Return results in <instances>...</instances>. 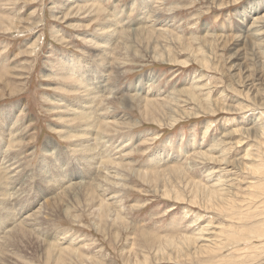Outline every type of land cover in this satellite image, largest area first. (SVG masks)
Returning <instances> with one entry per match:
<instances>
[{
	"label": "rangeland",
	"instance_id": "rangeland-1",
	"mask_svg": "<svg viewBox=\"0 0 264 264\" xmlns=\"http://www.w3.org/2000/svg\"><path fill=\"white\" fill-rule=\"evenodd\" d=\"M0 18V244L26 214L45 232L0 248V264H54L48 240L84 255L68 252L66 264H264V169L245 164L247 149L264 150L251 129L264 127V0H0ZM149 98L162 109L147 114ZM82 110L95 119L86 130L94 151L121 157L123 185L110 195L123 223L92 214L87 193L100 191L87 184L114 164L103 171L101 159L92 173L82 161L71 133L85 130ZM181 164V175L170 172ZM43 165L50 183L70 187L50 195ZM227 197L235 202L225 206ZM198 234L184 249L158 244ZM208 236L224 248L196 256Z\"/></svg>",
	"mask_w": 264,
	"mask_h": 264
},
{
	"label": "bare ground",
	"instance_id": "bare-ground-1",
	"mask_svg": "<svg viewBox=\"0 0 264 264\" xmlns=\"http://www.w3.org/2000/svg\"><path fill=\"white\" fill-rule=\"evenodd\" d=\"M96 5V7H94V5H92V4H88L87 5V8L88 9H91L90 10V12H92V11H95V10H100L102 7L100 6V5H98V4H95ZM84 8H86L85 6H83ZM84 8H81V9H83L84 10ZM77 9V8H76ZM79 9V8H78ZM80 12H81V10H80ZM72 13V12H71ZM78 13V12H77ZM82 13H83V11H82ZM108 18V17H107ZM5 20V19H4ZM4 20H3V18H0V25H1V23H3L4 22ZM143 25V24H142ZM144 28V27H143ZM142 30V31H144V32H141L142 34H144L147 30H143L142 28H135V30L134 31H139V30ZM127 31V30H126ZM245 31H248V30H245ZM114 32V31H113ZM140 32V31H139ZM150 32V31H149ZM136 33V32H135ZM134 32H133V34H135ZM262 33V32H261ZM137 34V33H136ZM148 34V33H147ZM253 34V33H252ZM108 35H110V34H108ZM107 35V36H108ZM152 35V34H151ZM149 36H150V34H149ZM163 36H164V34H163ZM172 36V35H171ZM250 36H252V35H247V36H245V37H250ZM110 39V38H109ZM108 40V39H107ZM149 45V44H148ZM75 58H77V57H75ZM106 88V87H105ZM88 90V89H87ZM108 90V89H107ZM114 90V89H113ZM186 91V90H185ZM253 92V91H252ZM189 93H191V94H193V97H194V94L195 93H197V92H195V90H194V93H193V91H189ZM97 94V93H96ZM95 95V94H94ZM102 97V96H101ZM152 97V96H151ZM60 100V99H59ZM159 100V99H158ZM157 99L155 100V99H152V98H149L148 100H146V102H145V109H147V114H150L151 112H155V111H157L158 109L160 110V109H162V107H161V105L159 104V101H158ZM96 101V100H95ZM126 101V100H125ZM128 102V101H127ZM131 102V101H130ZM160 102H162V101H160ZM90 107V106H89ZM88 108V107H87ZM6 110V109H5ZM90 111L89 112H91V109H89ZM95 110V109H94ZM69 111V110H68ZM70 111H74L73 109L72 110H70ZM96 111V110H95ZM80 115V117L82 118V119H86V121H87V123H86V125L88 126H86V125H84L85 127L83 128V129H85V130H79L78 132H71V133H76V135L78 136V140H80L81 142H82V144H80L81 146H78L79 147V149L80 150H82L83 152H87V153H85L84 155H83V157H82V161L84 160L85 161V164L88 166V169H91V172L93 173H95L96 172V168H97V166H98V164H100V162L102 163L103 161H100L101 159H103V160H106L105 159V157L103 156V155H101V154H99V153H96L94 150H95V144L94 143H92V141H91V136H87L86 134L87 133H90L89 131H87V133H86V130L87 129H90V127H91V124H90V122L89 121H91L92 123H93V121L92 120H95V119H91V120H89L88 119V115H89V113H87V112H85V111H83L82 110V112H80L79 113ZM92 114V113H91ZM14 115V114H13ZM93 115V114H92ZM105 115V114H104ZM156 115V114H155ZM2 116H4L3 118H5V116H6V113L3 111V110H1L0 109V117H2ZM78 116V117H79ZM157 116V115H156ZM91 117V116H90ZM89 117V118H90ZM74 118V117H73ZM156 120H157V118H156ZM158 121V120H157ZM106 124H108L109 125V123H107V122H104V125H102V129L104 128V131L105 130H107L108 129V125H106ZM261 124V123H260ZM260 124H256L253 128L251 127V129L253 130L252 132H254V133H256V132H261L262 133V136H264V127H262L261 129H260ZM264 124V123H263ZM110 127H113L111 124L109 125ZM87 127V128H86ZM99 127H100V125H99ZM19 129H20V127H18ZM17 128V129H18ZM96 128V127H95ZM98 128V127H97ZM114 128H116V127H114ZM100 129H101V127H100ZM99 129V130H100ZM72 130H74V129H72ZM249 130V129H248ZM12 131V130H11ZM10 131V132H11ZM16 131H19V130H16ZM71 131V130H70ZM95 131V130H94ZM103 131V130H102ZM104 131H103V133H104ZM108 131V130H107ZM116 131V130H115ZM249 131H251V130H249ZM9 132V133H10ZM21 132V131H20ZM106 132V131H105ZM108 133V132H107ZM109 134V133H108ZM13 135V134H12ZM14 135H15V133H14ZM68 135H69V133H68ZM110 135V134H109ZM73 135H69V137H72ZM113 136V135H112ZM68 137V136H67ZM20 138H21V136H20ZM93 138H94V136H93ZM109 139H111V136H110V138ZM129 139V138H128ZM95 140H96V138H95ZM107 140V139H106ZM114 140V139H113ZM113 140H109L108 142L110 143V142H113L114 144H115V142L113 141ZM104 141V140H103ZM104 142H106V141H104ZM103 142V143H104ZM116 142H117V140H116ZM101 143V142H100ZM102 143V144H103ZM113 143H112V145H113ZM263 143V142H262ZM98 144V141H97V143H96V145ZM108 144V143H107ZM111 145V146H112ZM116 145V144H115ZM51 146V147H50ZM83 146V147H82ZM118 146V145H117ZM76 147V146H75ZM53 148V145H50L49 144V142L47 141V143L45 144V148H44V153H49V152H51V149ZM106 148V147H105ZM114 148V147H113ZM112 148V149H113ZM115 148H116V146H115ZM122 148H124V147H122ZM256 148H258V146L256 147ZM261 148V147H260ZM110 149V148H109ZM125 149V148H124ZM97 150V149H96ZM104 150V149H103ZM15 151V150H14ZM81 151V152H82ZM259 152L258 153H256V155L254 156V154L251 152V151H249L248 149H247V153H246V155L247 156H250V158H251V160H249V161H247L245 164H246V166H248L249 168H250V170L252 171V174H253V169H255V168H258L259 170L261 169V168H263L264 169V150H262L261 151V149L260 150H258ZM122 152V151H121ZM101 153V152H100ZM106 154L108 155L107 157H108V160H106V161H104L105 163V165H106V163H108L105 167L104 166H102V170L103 171H106V169L110 166V165H112V164H114V165H112V166H110V168L108 169L109 171L108 172H106V173H104L102 176H100V175H98V177H96L94 180H96L95 181V183L93 182V183H91V184H87V185H89V187H87V188H91V186L92 185H95V186H97L98 187V189H99V194H97V195H95V194H92V196H91V194H89V193H87V195H90V198H91V201H92V203H93V205H94V209H93V212H92V214L94 215V216H96L98 219H101V220H104V219H107L108 220V218H112V221H114V223H116V222H121V223H123V221H124V218H123V215H122V210H121V207H119V208H113V206H115L114 204H116L117 203V195H116V193H114V195H110V192H113V189L112 188H121L122 187V185H123V183H120L119 181H120V179H121V177L119 176V164H117L118 163V161H117V158H119L120 157V155H119V157H118V155L116 156L115 154V152H112V151H110L109 153H107L106 152ZM9 156V155H8ZM252 156H254V157H252ZM49 157H50V155H49ZM116 158V159H115ZM121 158V157H120ZM13 160V159H12ZM121 160V159H120ZM112 162V164H110ZM8 165V164H7ZM17 165H19V164H17ZM162 167V166H161ZM7 168H9V167H7ZM12 168V167H11ZM13 168H14V166H13ZM45 165H43V166H41V170H42V175H45L46 174V176H44V180L45 181H47L48 183H49V185H51L48 189H49V194L50 195H52V194H54V193H56V192H58V190H61V188L62 187H64V185L67 183V182H64V181H62V180H60V179H57L58 177H56L54 180H53V183H50V181H49V179H48V177H47V172H46V170H45ZM174 168V169H173ZM173 168H170L169 170H170V172H172L173 174H182V172H185L184 171V168H182V164L180 165V166H176V167H173ZM54 169H57L56 167H54ZM58 170V169H57ZM262 170V169H261ZM260 170V171H261ZM18 171V170H17ZM102 171V172H103ZM19 172V171H18ZM1 173V172H0ZM7 173H9V172H7ZM92 173L90 174H88L89 175V180H91V178H92ZM140 175L144 178V179H146V180H150V179H152V178H154V179H156L157 178V176H162V173H159V172H154V171H151V172H149V171H146V170H141L140 172ZM5 175V174H4ZM27 175V174H26ZM185 175V174H184ZM10 176V175H9ZM19 176V175H18ZM179 176V175H178ZM180 177V176H179ZM255 177V176H254ZM253 178V177H252ZM4 179V178H3ZM58 180V181H55V180ZM1 182V181H0ZM46 182V183H47ZM58 182V184L56 185L57 187H54V186H52V185H54V184H56ZM256 182V181H255ZM261 182H263L264 183V178H263V181H261ZM4 183V182H3ZM2 183V184H3ZM68 183H70V182H68ZM67 183V184H68ZM80 183V182H79ZM79 183H75L74 184V187L75 188H73V189H77V188H81V187H84V186H82V185H80ZM89 183V182H88ZM1 184V185H2ZM0 185V186H1ZM167 185V184H166ZM261 185H263V184H261ZM3 186V185H2ZM20 186V185H19ZM66 186H68V187H70L69 186V184L68 185H66ZM47 187V186H46ZM185 187V186H184ZM1 189H2V191L3 190H5V188H3V187H0ZM214 188V187H213ZM112 189V190H111ZM259 189H261V188H259ZM20 190V189H19ZM63 190V189H62ZM83 190L85 191V190H88V189H86V188H83ZM1 191V190H0ZM64 191V190H63ZM80 191V190H79ZM205 191V190H204ZM86 192V191H85ZM122 192V191H121ZM5 193V192H4ZM80 193V192H79ZM177 193V192H176ZM171 194V193H170ZM181 194V193H180ZM212 194L213 195H215V196H217V197H219V196H221L222 197V195H223V197H224V194H223V192L222 191H220L219 189H216V188H214V190H213V192H212ZM259 194V193H258ZM0 195H1V192H0ZM59 195H60V192L57 194V196L56 197H54L53 199H52V203L56 206V207H58L59 205V203L60 204H62V202H60V200L62 199V197H65L66 196V194L65 193H63L62 194V196L60 195V197H59ZM176 195V194H175ZM174 195V196H175ZM263 196V195H262ZM52 197V196H51ZM69 198H70V196H69ZM78 198H80V197H78ZM211 198V197H210ZM87 199H89V198H87ZM75 201V200H74ZM212 201V200H211ZM250 201V200H249ZM80 202H81V200H80ZM229 202H232V203H234L235 201L231 198H229V197H227V198H225V201H224V205L225 206H228L229 205ZM253 202V201H252ZM51 203V204H52ZM64 203V202H63ZM83 203V202H82ZM1 204V203H0ZM6 204V203H5ZM6 206H7V204H6ZM53 207V206H52ZM60 207H61V205H60ZM68 209V208H67ZM90 209H92V208H90ZM63 210V209H62ZM69 210V209H68ZM249 210V209H248ZM43 212V211H42ZM237 212V211H236ZM69 213V215H70V212H68ZM67 213V214H68ZM235 214V213H234ZM37 215H35V214H26V216H25V218L24 219H22L21 221H19V222H15L14 220H12V223H11V225L9 226V227H7V229H9V233L7 234V235H4L3 237H4V239L1 241V244H0V248H4L5 247V245H7L8 243L10 244H15L16 242H17V240H22V238L23 237H28V234L29 233H31L30 232V230L32 231H36L37 233H39V234H42V236H44L45 234V232H43L42 231V227H41V221L40 222H38L37 221V217H39V216H37ZM50 216V215H49ZM246 216V215H245ZM248 216V215H247ZM246 218V217H245ZM39 219H41L40 217H39ZM47 220V219H46ZM261 226V225H260ZM52 232V231H51ZM47 233V232H46ZM53 233V232H52ZM52 233H50V234H52ZM108 233V232H107ZM35 234V233H34ZM30 235V234H29ZM199 235H201V234H198V235H195V236H193V237H191V236H185V237H183V239H181V240H176V239H174V238H168V239H160V243H158L159 244V246H161L162 247V249H167L168 248V250H169V247L171 246V245H173V246H177V247H179L180 249H184L183 248V246H184V244L185 243H187V242H189V243H192L194 240H196L197 238H198V236ZM229 235H232V236H234V237H237V238H243L245 235H243L242 233H240V232H236V233H229ZM39 237H40V235H39ZM56 238L57 237V235L56 234H52V236H50V238ZM66 237V236H65ZM209 237V238H208ZM207 238H203V237H201V238H203V242H204V244L203 245H200L199 247L198 246H195L194 248H195V255L196 256H199L200 254H207V255H212V254H214V252H216L218 249H220L223 245H224V243L223 242H221V241H219V240H216L215 242H213V240H212V238L210 237V236H208ZM257 237V236H256ZM36 238V237H35ZM47 238V237H46ZM200 238V239H201ZM259 238H261V237H259ZM26 239V238H25ZM24 239V240H25ZM37 239V238H36ZM49 239V238H48ZM199 239V240H200ZM37 240H39V239H37ZM198 240V239H197ZM153 241H155V238H153L152 240H151V242L153 243ZM19 242H21V241H19ZM33 242V241H32ZM71 242V241H70ZM22 243H23V241H22ZM21 243V244H22ZM41 243V242H40ZM17 244V243H16ZM29 245H30V243H29ZM33 245V244H32ZM37 245V244H36ZM44 245V246H43ZM42 246V248L44 249V248H46L45 250H46V253H47V258L49 257L50 259H51V262H53L54 264H66V262H65V260H66V258H64L66 255H68V252H71L72 254V256H76L77 258H79V259H82V257H84V255H82L81 254V252L79 251V249L77 250H75V249H72L71 248V246L69 247H65L64 248V246L63 247H60L59 246V244L57 243L56 244V242H53V240L52 241H50V240H48V242L47 243H44ZM229 246V245H228ZM27 247V246H26ZM25 247V248H26ZM31 247V246H30ZM73 247V246H72ZM189 247H190V245H189ZM222 248H224V247H222ZM221 248V249H222ZM1 251V250H0ZM10 251V250H9ZM41 251V250H40ZM162 251V250H161ZM191 251V250H190ZM163 252V251H162ZM10 253V252H9ZM171 253V252H170ZM13 254V253H12ZM11 254V256H13ZM16 254V253H15ZM42 254V253H41ZM194 254V253H193ZM193 254H192V252H191V254H190V252H188V257L190 258H192V259H194L193 258ZM9 255V254H8ZM23 255H25V253L23 254ZM70 255V256H71ZM10 256V255H9ZM16 256V255H15ZM177 256V255H176ZM4 257V256H3ZM6 257V256H5ZM18 257V256H17ZM44 257V256H43ZM7 258V257H6ZM12 258H14V257H12ZM165 258V257H164ZM167 258V257H166ZM184 258V257H183ZM188 258V259H189ZM212 258V257H211ZM8 259V258H7ZM9 259H11V258H9ZM26 259V258H25ZM43 259V258H42ZM187 259V260H188ZM245 259V258H244ZM6 260V259H5ZM15 260H16V258L14 259V261H13V263L14 264H18V263H20V262H18V263H15ZM173 260V259H172ZM180 260V259H179ZM182 261H183V259H181ZM186 260V259H185ZM9 262H11V260L9 261ZM147 262V261H146ZM185 262V261H184ZM21 264V263H20ZM23 264V263H22Z\"/></svg>",
	"mask_w": 264,
	"mask_h": 264
}]
</instances>
